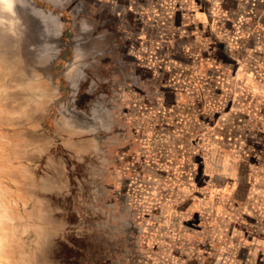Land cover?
<instances>
[{"label": "rangeland", "instance_id": "374dc122", "mask_svg": "<svg viewBox=\"0 0 264 264\" xmlns=\"http://www.w3.org/2000/svg\"><path fill=\"white\" fill-rule=\"evenodd\" d=\"M18 1L0 264H264V0Z\"/></svg>", "mask_w": 264, "mask_h": 264}, {"label": "bare ground", "instance_id": "6f19581e", "mask_svg": "<svg viewBox=\"0 0 264 264\" xmlns=\"http://www.w3.org/2000/svg\"><path fill=\"white\" fill-rule=\"evenodd\" d=\"M19 4L20 3L18 0H0V30L2 29V31L6 32L5 33L6 36H3L5 39L2 38V41H0V61H2L4 64H10V65L16 64V65H18L19 62H21L22 59H24L23 58L24 54H23V52H21L22 48H23V45H22L23 43H22V40L20 39V36H17V34H18V31H17L18 22L14 21L11 18V14H13L14 8L16 7V5H19ZM21 5H23V4H21ZM34 12L37 14L38 18L43 23V25L45 27L44 31L47 32L48 34H52V35L55 34L56 31L58 30V27H59L58 22H54V19L51 17V15L45 14L41 10L34 9ZM56 25H57V27H56ZM51 44H49L48 46H45V47L50 48ZM32 45H34V44H32ZM29 48H30V50H32V49L35 50V47H33V46L32 47L29 46ZM51 48L53 49L54 47H51ZM20 52L22 53V55L20 54ZM29 55L32 57L31 58L32 63L30 64V67L33 66L35 68H38L39 62H38V57H37L36 53H32V54L29 53ZM48 58L49 57L45 56V64H43V66H45L47 64ZM27 60H29V59H27ZM27 60H26V62H28ZM11 69H12V67H11ZM69 70H70V68H69ZM77 72L78 71H76V73ZM78 74H80V73L78 72ZM73 78H74L73 80L75 82V80L77 79L76 76H74ZM67 79H68V77H67ZM47 80L50 81L51 79H47ZM68 81L71 84V81L69 79H68ZM78 83H79V81H77L75 83V86H77ZM51 93H52V91L48 90L47 95L50 96ZM95 128H96V126L94 124H91V125H88L87 129L90 130V129H95Z\"/></svg>", "mask_w": 264, "mask_h": 264}, {"label": "water", "instance_id": "95a60500", "mask_svg": "<svg viewBox=\"0 0 264 264\" xmlns=\"http://www.w3.org/2000/svg\"><path fill=\"white\" fill-rule=\"evenodd\" d=\"M27 4H28V7L30 8L29 13H30L33 17L37 18L39 21H40V19L38 18L37 14L34 12V9L41 10V11L44 12L45 14L52 15V16H54V17L57 16V15H56L57 13H55V12L51 11L50 9H47V8H45V7H43V6H40V5L34 3V2L31 1V0H28V1H27ZM32 9H33V10H32ZM40 22H41V21H40ZM41 24H43V23L41 22ZM52 82H55V81H53V79H52ZM54 84H55V83H54ZM71 87H72V85H71Z\"/></svg>", "mask_w": 264, "mask_h": 264}]
</instances>
